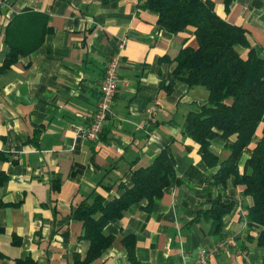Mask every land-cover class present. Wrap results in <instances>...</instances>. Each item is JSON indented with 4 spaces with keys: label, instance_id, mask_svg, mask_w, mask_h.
Instances as JSON below:
<instances>
[{
    "label": "crops",
    "instance_id": "0c3cea01",
    "mask_svg": "<svg viewBox=\"0 0 264 264\" xmlns=\"http://www.w3.org/2000/svg\"><path fill=\"white\" fill-rule=\"evenodd\" d=\"M218 13L243 26L251 47L264 57V0H214ZM142 0H5L0 6V264H75L89 242L83 223L72 216L81 200L101 194L106 200L122 193L131 172L150 165L171 143L180 184L172 183L155 200L131 205L112 219L105 233L115 240L104 256L90 264H130L122 239L137 238L143 264H263L264 248L247 224L254 198L229 184L209 188L217 168H209L199 146L187 135V117L208 101V90L176 79L174 60L184 42L197 46L193 29L178 34L158 25V14L141 8ZM26 13L48 16L51 31L30 55L3 67L10 48L6 30ZM125 41L112 114L99 141L79 138L78 125L94 115L109 57ZM242 55L248 49L239 47ZM170 84L172 88L169 90ZM154 105L155 111L147 114ZM244 150L243 171L252 148ZM211 149L229 156L226 141L215 137ZM194 165L200 170L187 176ZM209 194L211 197H208ZM208 195V196H207ZM242 200V211L224 216L222 233L210 231L212 221L199 215L209 199ZM253 237V238H252Z\"/></svg>",
    "mask_w": 264,
    "mask_h": 264
},
{
    "label": "trees",
    "instance_id": "16d2710c",
    "mask_svg": "<svg viewBox=\"0 0 264 264\" xmlns=\"http://www.w3.org/2000/svg\"><path fill=\"white\" fill-rule=\"evenodd\" d=\"M233 1L224 0L226 12ZM140 6L156 12L159 27L172 34L193 29L197 46L188 44V40L184 42L174 59L177 65L173 75L190 87L204 86L208 101L199 111L188 114L186 133L199 146L204 163L217 168L209 188L220 187L225 193L231 184L242 187L243 194L254 198L253 205L247 208V224L256 230L254 240L264 248V57H259L251 47L243 26L231 24L218 13L214 0H142ZM50 31L48 16L41 13L15 18L6 30L5 41L10 51L2 68L10 67L19 56L33 54ZM239 47L247 48V55H242ZM260 126L261 137L242 171L244 150L255 141ZM218 136L225 139L229 150V156L223 160L211 149V141ZM171 143L150 165L131 172L129 183L120 184V195L106 200L95 193L77 203L72 216L83 223L81 238L89 242V248L83 259L75 256V264H90L104 256L115 240L114 235L105 233L112 219L123 217L135 203L146 202L145 209L150 210L172 183L182 182ZM199 173L191 165L186 175L192 178ZM209 200L211 207L199 215L212 221L210 231L222 233L224 216L237 204L234 200L223 201L222 195ZM122 242L130 264H143L137 257L136 236L126 234Z\"/></svg>",
    "mask_w": 264,
    "mask_h": 264
},
{
    "label": "built area",
    "instance_id": "2783aa9c",
    "mask_svg": "<svg viewBox=\"0 0 264 264\" xmlns=\"http://www.w3.org/2000/svg\"><path fill=\"white\" fill-rule=\"evenodd\" d=\"M5 4V0H0V6ZM125 41H121L117 49L109 57L104 77L100 85V97L96 105L94 115L86 124L78 125L76 129L77 136L88 141H99L102 137L105 125L112 114V106L115 93L118 89L119 68L123 59V51ZM155 106L147 108V114H152L155 111ZM236 204L239 210L242 211V200L237 198ZM229 242L222 241L219 245L211 247L208 251H203L200 255V263L207 264L209 253L218 252L220 248L228 245Z\"/></svg>",
    "mask_w": 264,
    "mask_h": 264
}]
</instances>
